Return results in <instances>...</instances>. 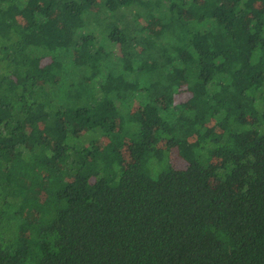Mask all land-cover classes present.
<instances>
[{"label": "trees", "instance_id": "16d2710c", "mask_svg": "<svg viewBox=\"0 0 264 264\" xmlns=\"http://www.w3.org/2000/svg\"><path fill=\"white\" fill-rule=\"evenodd\" d=\"M0 264H264V0H0Z\"/></svg>", "mask_w": 264, "mask_h": 264}]
</instances>
